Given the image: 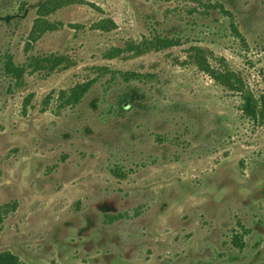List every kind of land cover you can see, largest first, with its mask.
I'll return each instance as SVG.
<instances>
[{"label":"rangeland","instance_id":"rangeland-1","mask_svg":"<svg viewBox=\"0 0 264 264\" xmlns=\"http://www.w3.org/2000/svg\"><path fill=\"white\" fill-rule=\"evenodd\" d=\"M37 1L0 0V252L23 264H264V123L190 58L201 48L264 97V0H84L28 44ZM156 35L178 44L107 56ZM6 53L69 64L15 85ZM88 80L63 106L61 91Z\"/></svg>","mask_w":264,"mask_h":264},{"label":"trees","instance_id":"trees-1","mask_svg":"<svg viewBox=\"0 0 264 264\" xmlns=\"http://www.w3.org/2000/svg\"><path fill=\"white\" fill-rule=\"evenodd\" d=\"M84 0H38L35 5L36 17L31 26L30 32L28 34V44L31 42H36L46 31L53 30L56 28L55 24L48 19V16L55 13L60 8L72 4V3H83ZM26 3L22 2L19 6V14H22L26 10ZM215 7V6H213ZM218 8L224 13L230 14L229 11L224 9L220 4ZM113 25L112 21L105 19L100 22V27L104 29L111 28ZM235 30V28H233ZM178 40L156 35L150 40H143L139 43L129 42L124 48L112 47L108 53V57H113L119 55L123 51H131L136 54L151 50V49H162L177 43ZM190 58L192 62L197 65V67L210 78H212L216 83L228 89L229 91L237 94L240 101V110L242 116L252 122L253 124H263L264 123V97L256 96L246 85L241 74L233 69L229 68L227 65L213 66L208 61V57L205 51L199 47H196L191 53ZM2 62V72L5 76L13 80L15 85H20L23 82V77L25 73L30 69L34 70H47L48 72L55 70L59 67H66L69 64V59L63 55H32L28 58L27 63L16 64L13 56L6 53L1 59ZM124 78L127 80L128 76H135L134 73L124 72L122 73ZM93 84V80H88L82 83H78L73 87L69 88L67 91H61L60 100L63 106H75L80 103L84 95L88 92ZM140 96L136 101L140 105L142 93L138 92ZM120 215L107 214L106 218L108 222H112L119 218ZM242 227V225H241ZM244 230V227H242ZM236 232L232 235V242L235 246H241L243 241V233ZM0 264H23L19 258L9 252H0Z\"/></svg>","mask_w":264,"mask_h":264}]
</instances>
